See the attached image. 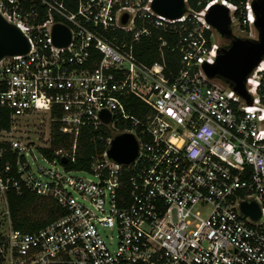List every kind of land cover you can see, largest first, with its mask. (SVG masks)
I'll list each match as a JSON object with an SVG mask.
<instances>
[{"label":"built area","instance_id":"2783aa9c","mask_svg":"<svg viewBox=\"0 0 264 264\" xmlns=\"http://www.w3.org/2000/svg\"><path fill=\"white\" fill-rule=\"evenodd\" d=\"M183 1L185 13L169 18L152 0H0L30 46L0 59V106L11 117L0 144L16 152L17 173L0 176L1 264H264V58L247 80L251 105L201 67L229 43L205 19L208 8L226 6L232 32L254 38L253 0ZM56 23L70 30L66 46L53 43ZM153 29L177 35V72L166 73L162 51L150 65L135 55ZM130 95L149 111L132 114ZM35 114L58 121L70 148L50 158L38 150L50 142L20 140L16 121ZM85 127L108 131L106 147L86 168H67ZM119 132L138 141L127 165L106 153ZM34 149L48 166L32 165ZM8 190L62 212L37 230L16 229ZM244 201L258 204V219L241 210Z\"/></svg>","mask_w":264,"mask_h":264},{"label":"water","instance_id":"95a60500","mask_svg":"<svg viewBox=\"0 0 264 264\" xmlns=\"http://www.w3.org/2000/svg\"><path fill=\"white\" fill-rule=\"evenodd\" d=\"M254 26L258 32L257 38L238 36L232 32L231 16L226 6L211 5L205 19L216 28L221 37L229 40L226 47L219 46L214 62H203L201 67L209 78H217L228 85L251 105L253 97L248 92L247 80L250 73L264 58V0H253ZM151 8L158 14L169 18L181 17L186 11L183 0H152ZM126 17L123 18V23ZM53 43L66 46L70 43L71 33L68 27L56 23L52 29ZM30 46L24 33L13 23L0 14V59L5 56L25 54ZM105 122L110 120V114L101 111ZM107 155L122 164L132 163L138 155V141L132 132H119L112 136ZM66 156L61 157L62 163H67ZM241 210L254 219L260 217V208L255 201H244Z\"/></svg>","mask_w":264,"mask_h":264},{"label":"trees","instance_id":"16d2710c","mask_svg":"<svg viewBox=\"0 0 264 264\" xmlns=\"http://www.w3.org/2000/svg\"><path fill=\"white\" fill-rule=\"evenodd\" d=\"M159 36H162L167 40V44L159 48L160 40ZM177 38L176 34H168L163 31L153 29L150 36H142L141 39L134 45L135 55L144 63L152 64L154 61L160 59L161 51L165 58L167 65L166 73L169 74V70L174 73L178 71L179 64V52L173 50V44ZM161 49V50H160ZM126 106L132 114L142 116L143 113L149 111V107L139 100L136 96L130 95L126 99ZM11 126L10 111L4 106H0V129H9ZM59 122H51L50 131V146L39 147L38 150L49 156L53 157V151L59 148L68 149L71 146V139L59 130ZM104 129H93L91 127H85L81 130L76 149L75 162H69L65 165L67 168H86L93 157L101 153L106 147V137L108 131L103 132ZM103 136L102 138L100 136ZM3 149V153L0 156V176L5 178L6 176L17 177L15 171L16 164V152L12 151L8 144H0ZM59 158V157H58ZM9 164L7 169L5 166ZM8 209L12 222V226L16 229L23 231H34L44 226L46 223L52 221L62 211L51 200L42 199L24 192L23 194H17L14 190H8L6 192ZM39 200L47 201L46 203L38 205ZM31 208V214L29 209ZM45 213L46 217L41 218L37 216L38 213ZM1 264V259H0Z\"/></svg>","mask_w":264,"mask_h":264},{"label":"rangeland","instance_id":"374dc122","mask_svg":"<svg viewBox=\"0 0 264 264\" xmlns=\"http://www.w3.org/2000/svg\"><path fill=\"white\" fill-rule=\"evenodd\" d=\"M16 129L14 130L16 136L24 142H29L31 146H41L50 142L51 121L45 114H35L29 117H21L16 121ZM48 140L46 141V138ZM36 157L31 160L33 166H48L39 156L36 149L33 150ZM38 205L46 203L47 201L39 200ZM3 200L1 199L0 192V218L2 215ZM31 214V208L28 210ZM37 216L45 218V213H38Z\"/></svg>","mask_w":264,"mask_h":264},{"label":"flooded vegetation","instance_id":"af4514ba","mask_svg":"<svg viewBox=\"0 0 264 264\" xmlns=\"http://www.w3.org/2000/svg\"><path fill=\"white\" fill-rule=\"evenodd\" d=\"M258 37V32L257 30L255 31V37L254 38H257Z\"/></svg>","mask_w":264,"mask_h":264}]
</instances>
